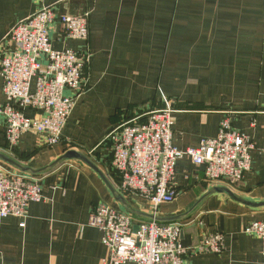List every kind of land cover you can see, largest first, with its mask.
I'll return each instance as SVG.
<instances>
[{
    "label": "crops",
    "instance_id": "0c3cea01",
    "mask_svg": "<svg viewBox=\"0 0 264 264\" xmlns=\"http://www.w3.org/2000/svg\"><path fill=\"white\" fill-rule=\"evenodd\" d=\"M44 7L57 17L89 12L87 84L56 146L27 133L9 149L0 118V168L36 181L44 197L28 206L23 228L18 218H0V264H101V233L87 226L98 204L129 215L134 228L150 221L142 198L118 192L107 136L165 101L179 150L215 138L224 118L255 150L238 185H209L203 167L178 161L177 197L158 208L157 223L180 225L184 248L223 235L221 255L188 257L185 264H264L259 240L243 233L264 220V0H0V48L15 24ZM50 39L54 50L83 47L57 33ZM1 85L0 79L3 104ZM68 151L86 162L58 161Z\"/></svg>",
    "mask_w": 264,
    "mask_h": 264
},
{
    "label": "built area",
    "instance_id": "2783aa9c",
    "mask_svg": "<svg viewBox=\"0 0 264 264\" xmlns=\"http://www.w3.org/2000/svg\"><path fill=\"white\" fill-rule=\"evenodd\" d=\"M89 12L56 16L53 8L44 7L14 25L5 47L0 48L1 94L0 118L4 139L15 149L22 135L31 133L43 138L48 147L60 143L62 131L84 90L85 70L90 64L88 46ZM61 41L82 44L80 51L54 50L50 35ZM71 95H65V91ZM25 110L36 114L26 117ZM173 109L168 101L162 109L148 111L113 129L111 169L118 176L117 190L122 195L142 198L152 218L135 228L125 213L98 204L89 215L87 226L101 233L106 256L101 264H185L188 257L221 255L224 237L214 233L198 245L180 244L181 227L155 221L158 208L175 201L172 187L176 163L188 159L203 167L209 185L228 182L238 185L250 171V153L254 143L224 118L215 138L203 140L196 148L179 150L172 143ZM144 118L143 122H139ZM44 200L40 185L27 177L0 168V218H18L24 227L27 208ZM243 233L256 237L264 257V220L252 222Z\"/></svg>",
    "mask_w": 264,
    "mask_h": 264
},
{
    "label": "water",
    "instance_id": "95a60500",
    "mask_svg": "<svg viewBox=\"0 0 264 264\" xmlns=\"http://www.w3.org/2000/svg\"><path fill=\"white\" fill-rule=\"evenodd\" d=\"M72 159H77V160H81V161L86 162V160L80 154H78L74 151L66 152L58 161L72 160ZM214 191L215 192H227V191L219 189V188L214 189ZM151 219H153V218L151 217ZM155 221H158V220L155 218Z\"/></svg>",
    "mask_w": 264,
    "mask_h": 264
},
{
    "label": "trees",
    "instance_id": "16d2710c",
    "mask_svg": "<svg viewBox=\"0 0 264 264\" xmlns=\"http://www.w3.org/2000/svg\"><path fill=\"white\" fill-rule=\"evenodd\" d=\"M130 115H132V114H130ZM140 115V114H139ZM138 115V116H139ZM132 117V116H131ZM135 118V117H134ZM131 119H133V117L132 118H127V120L125 121V122H128L129 120H131ZM145 119L144 118H142L141 120H139V122H143Z\"/></svg>",
    "mask_w": 264,
    "mask_h": 264
}]
</instances>
